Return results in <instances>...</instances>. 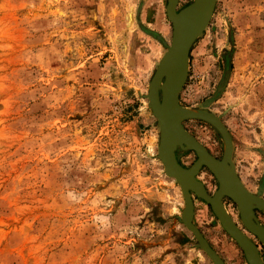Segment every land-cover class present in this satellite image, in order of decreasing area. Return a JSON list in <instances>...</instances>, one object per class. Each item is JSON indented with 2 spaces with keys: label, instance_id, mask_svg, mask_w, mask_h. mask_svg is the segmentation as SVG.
I'll return each instance as SVG.
<instances>
[{
  "label": "rangeland",
  "instance_id": "1",
  "mask_svg": "<svg viewBox=\"0 0 264 264\" xmlns=\"http://www.w3.org/2000/svg\"><path fill=\"white\" fill-rule=\"evenodd\" d=\"M167 3L0 0V264H214L179 220L185 199L159 158L149 105L172 37ZM179 100L221 119L237 173L264 198V0L217 1ZM184 127L223 157L213 125ZM177 156L185 167L197 160ZM196 178L217 191L206 167ZM192 195L193 223L213 249L226 264H249ZM224 205L263 254L237 205ZM256 214L264 226V211Z\"/></svg>",
  "mask_w": 264,
  "mask_h": 264
},
{
  "label": "water",
  "instance_id": "2",
  "mask_svg": "<svg viewBox=\"0 0 264 264\" xmlns=\"http://www.w3.org/2000/svg\"><path fill=\"white\" fill-rule=\"evenodd\" d=\"M218 0H196L182 9H178L180 0H168L167 15L172 22V37L168 44L163 41L168 52L157 65L150 82L151 110L160 127L159 158L166 174L174 178L182 188L186 209L179 220L193 234L199 247L214 264H226L213 249L200 229L193 223L194 199L193 193L208 203L219 219L224 230L243 250L249 264H264V226L259 221L256 211H264V198L261 193L248 191L242 182L233 162V144L229 130L214 114L198 110L197 113L181 114L185 119L180 123L175 103L179 101L189 74L190 52L201 34L209 25ZM162 40L161 36H157ZM229 70L227 71V74ZM191 119L203 120L213 125L222 135L224 144L228 139L229 152L218 159L192 136L184 127V122ZM226 137H225V135ZM194 151L197 160L191 167H185L177 156V150ZM230 166L233 170L229 171ZM206 167L218 181L217 191L211 195L197 176ZM231 181V182H229ZM232 184V185H231ZM248 198V205L243 198ZM232 200L238 207L239 217L245 229L254 235L263 246V254L258 245L244 233L233 218L224 209V199ZM246 205V206H245ZM253 216V222L248 216ZM250 222V224H249ZM257 223V225H255Z\"/></svg>",
  "mask_w": 264,
  "mask_h": 264
},
{
  "label": "bare ground",
  "instance_id": "3",
  "mask_svg": "<svg viewBox=\"0 0 264 264\" xmlns=\"http://www.w3.org/2000/svg\"><path fill=\"white\" fill-rule=\"evenodd\" d=\"M194 1H196V0H194ZM168 49H169V47L167 48V52H168ZM166 52V53H167ZM165 56V55H164ZM162 61V60H161ZM188 69H189V65H188ZM150 95V90H149V94H148V96ZM149 101H150V99H149ZM149 105H150V107H152V103H151V101H150V103H149ZM175 107H176V109H177V111H178V113H180V116H179V122L181 123L184 119H185V117H182V115L181 114H186V115H190V114H194V113H197L198 111H195V110H193V109H188V108H183L181 105H180V103H179V101H176V103H175ZM225 135V134H224ZM225 137H226V135H225ZM225 140H226V142H225V154H227L228 155V152H229V143H228V139L227 138H224ZM228 170L229 171H231V170H233V168L230 166V168H228ZM229 182H231V181H229ZM232 185V184H231ZM246 187V186H245ZM182 189V188H181ZM247 189V188H246ZM248 190V189H247ZM243 198V197H242ZM248 198H243V201H245L246 203H247V205H248V200H247ZM246 206V205H245ZM223 207H224V209L226 210V208H225V205H223ZM185 209H186V203H185ZM184 209V210H185ZM184 210L182 211V216H183V212H184ZM226 212L228 213V211L226 210ZM229 214V213H228ZM230 215V214H229ZM253 216L252 215H249L248 216V221H252L253 222ZM249 224H250V222H249ZM255 225H257V223L255 224Z\"/></svg>",
  "mask_w": 264,
  "mask_h": 264
}]
</instances>
